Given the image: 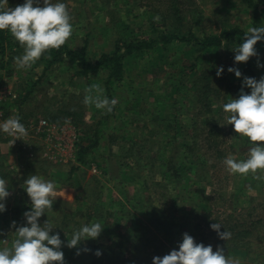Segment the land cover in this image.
Instances as JSON below:
<instances>
[{
  "label": "rangeland",
  "instance_id": "374dc122",
  "mask_svg": "<svg viewBox=\"0 0 264 264\" xmlns=\"http://www.w3.org/2000/svg\"><path fill=\"white\" fill-rule=\"evenodd\" d=\"M20 1L8 0V5L11 2L16 5ZM53 2L65 3L72 18L74 30L67 43L75 49L87 43L91 57L101 52H111L116 37L128 35L136 37L176 28L170 22L164 21L168 12L167 0H146V5L139 0H53ZM40 6H43L42 0H40ZM184 7L191 13V15L185 13L189 16L186 29H191L199 36L203 33H219L229 24L240 25L246 30L252 27L254 15L239 0H185ZM139 28L141 29L138 30ZM255 48L258 56L252 57L251 60L254 64L253 68L261 78L264 77V67H258V64L264 65V44H257ZM193 49L184 43H173L170 49L160 52L148 50L144 55L133 57V62L127 68L125 81L113 92V96L118 100L117 108L134 104L140 106L139 108L145 112L141 110L142 114L139 115L127 113L126 117L119 112L112 123L120 127L123 126L124 119L127 122L132 121L131 117L145 118L146 128L120 132L124 137L133 136L139 144L134 147L133 159L124 161L116 159L114 154L119 155L123 148L128 147L129 142L122 141L120 146L115 139L113 140L115 143L110 146L108 136L101 140L96 153H93L97 164L84 165L80 170L76 169L72 175H70L72 168L80 166L78 161L80 144H89L95 140L92 125L95 122L93 111L96 108L94 105H86L83 102L86 95L85 89L94 84L101 85L104 89L105 77H78L75 74L76 66L69 64L55 66L48 69L45 74L46 63H41L39 60L31 68L18 69L14 60L9 61L8 57L4 59L5 63H8L7 68L3 69L1 61L3 59L0 57V80L7 83L3 85L4 87L8 86L17 93L14 92L18 99L28 92L32 83L38 82L37 97L27 105H23L26 107L25 112H35L36 115L30 117L25 126L38 119H44L54 127L49 133L45 131L40 134L36 130L32 133L28 132L29 135L32 134L28 135V139L33 147L34 156L32 152L25 150L22 138L12 145L15 138L0 132L3 138L10 139L9 142H3L0 145V170L4 172V175H11L6 179L8 186L13 179L19 181L15 190H9L10 196L5 201L6 211L9 212L3 219L0 216V233H3L0 235V247H10L11 240L14 238L15 229L11 227L12 222L15 221L14 209L30 201L23 188L24 182L33 175L26 173L28 165L35 166L36 175L56 183L58 190H68L64 197L68 198L69 195L66 203L73 206L67 211L72 213V217L78 214L76 217L78 220L85 221L88 217L86 216L87 208H92L94 212L95 207H90L85 190L91 176L100 179L104 186L100 196L104 208H101L102 211L96 217L100 223L108 222V219L112 222V227H104L102 238L99 240L101 243L108 244L110 236L117 242L140 241L144 245L142 240L144 238L141 235L144 224H148L149 228L155 232L153 238L159 240L162 233L156 228L150 214L157 213V209L161 208L168 211L172 222L174 220L180 227L184 225L183 231L173 240L172 246L167 247L160 242L155 246L162 250L164 255L173 249L179 250L178 246L182 243L185 233L192 236L196 243L211 245L213 251H216L220 238L211 229L213 223H219L227 229L233 224L245 229L255 226L256 223L264 224V181L254 179L252 174L247 176L230 174L223 163L230 154L237 160L245 159L252 146L246 137H241L234 132L233 126L227 125L225 116L228 114L223 112V104L229 102L231 98H238L243 78L252 77L245 72V63H235L233 50L228 51L222 48L219 55H210L198 61L201 65L198 71L206 72L205 75L210 76L209 80H205L202 84L208 88L201 94L204 97H201L198 103V100L192 96L200 94L199 88H191L192 81L201 73L191 75L179 73L180 67L184 63H191L189 60L194 58ZM221 66L224 71L218 77L217 69ZM229 67L238 68L242 73L241 78H237L234 73H229ZM8 69L11 72L10 75H8ZM196 71L197 69L194 72ZM42 76H45V79L42 80ZM182 78L185 83H181L178 90L176 83L178 79L181 82ZM227 85L234 87L235 91L226 92ZM243 90L250 94V89ZM17 101L7 105V111H12V117L20 115ZM42 104L45 106L50 104L58 111L69 107L85 109L87 123L79 124L78 128L73 124L71 117L63 116L57 122H52L45 113H42L44 110ZM0 123H3L2 120ZM214 126L216 129L213 130V135L208 136ZM123 128L126 127L123 126ZM173 128L174 130H171ZM180 128L184 129V136L176 138L175 130ZM75 131L79 135V141L77 145L72 146L71 141ZM134 131L136 133H133ZM129 132L133 135H129ZM167 137L170 143H173L172 145L167 144ZM187 141L191 145L197 144V149L200 151L198 154L203 160L198 168L199 173H203L206 178L195 177L198 171L195 168L189 172L184 184L177 185L174 182L164 181L161 173L164 159L174 158L179 150L175 145ZM162 157L163 160H161ZM127 163L132 164L131 170L135 172L129 173L131 171L125 166ZM40 166H43L44 170L40 169ZM93 167L97 168V173L93 172ZM58 172L66 175H59ZM115 177L123 178L122 180L127 184L123 182L122 186H118ZM189 180H191L190 186L187 185ZM78 181L79 184H77ZM185 182L187 187H184ZM182 188L189 191L186 200L178 198V190ZM66 203L60 202L61 205ZM96 204L98 205L99 202ZM109 209L110 216L107 213ZM120 210L124 211L123 214ZM67 211L53 205L52 210L46 211L40 218V224L43 225L48 219L55 228L53 230H56L57 219H62ZM123 215L128 217L124 218ZM122 218L124 219L120 221L119 219ZM59 235L61 239V234ZM68 236L71 237V234ZM5 239H8V244L2 242ZM88 241H85L87 246L90 242ZM144 250L153 253V248L148 244H145ZM61 251L64 253L65 264H74L66 256V245L65 248H61ZM142 255L143 253L140 254ZM140 256L138 255L135 264L141 263ZM231 257L235 258V256Z\"/></svg>",
  "mask_w": 264,
  "mask_h": 264
},
{
  "label": "trees",
  "instance_id": "16d2710c",
  "mask_svg": "<svg viewBox=\"0 0 264 264\" xmlns=\"http://www.w3.org/2000/svg\"><path fill=\"white\" fill-rule=\"evenodd\" d=\"M111 1V0H108ZM242 5H245L250 11H252L253 23L252 27L264 26L263 22V15L264 9V0H239ZM142 4L146 5V0H139ZM167 9L168 12L164 17V21L170 22L171 25L175 26V29H170L169 31L159 32V33H151V34H142L141 36H119L116 37L114 40L113 49L111 52H101L99 55H94L93 57L89 56L87 43H85L81 48H73L67 42L63 45L60 49H52L46 52L42 57L39 59V62L46 63L45 74L48 72V69H52L55 66H62V65H72L76 66V76L81 78H90V77H105L104 82V94L109 98H115L113 96V92L118 89V86L123 84L127 76V68L133 62V57H139L140 55H144L147 53L148 50L152 52H160L166 49H170L173 47V43H184L192 48H194V58L189 60L191 63H184L182 67H180L179 73L185 75H191L192 73H201L199 77L193 80V87L191 89H198L199 95H193L192 97L201 101V97H204L203 92L205 93V89L207 86H202L205 80H209L210 76H206V72H199L198 69L201 66L198 61L204 60L207 56L213 55L217 56L220 54L222 48H226L228 51H231L233 48L238 46L239 44L243 43L244 34L246 33V29L241 27L240 25H232L229 24L228 26L223 27L219 33H203L202 36L197 35L191 29H186V21H188L189 16L186 14L191 15V13L186 11L184 7L185 0H167ZM25 1L21 0L18 4L12 3L8 5L10 8H15L17 5L24 4ZM124 3V2H123ZM186 13V14H185ZM129 29V27H127ZM139 28L138 30H140ZM257 44H264V40L259 41ZM256 44V45H257ZM171 45V46H170ZM24 48L17 42L11 35L8 30L0 31V57L3 63L2 68L6 69L7 64L5 63V58H10L9 61L12 59L14 60L15 57L20 56L23 54ZM249 59L246 62V70L245 72L249 74L252 78L259 80L260 78L257 75V72L253 68V62ZM197 69L196 72H194ZM8 75L11 74L10 70L8 69ZM41 79H45V76H42ZM179 79L176 83V88L179 90L180 84L184 82V79ZM175 81V80H174ZM186 81V80H185ZM2 85H6L7 83L0 80ZM185 83V82H184ZM101 86V85H100ZM226 92L235 91L234 87L226 86ZM39 91L38 82L32 83V86L28 88V92L20 97L17 101L20 110V122L25 126V124L31 119L30 117H35V112H25L26 107L23 105H27L31 100L37 97ZM83 96V95H82ZM127 100H125L126 102ZM51 103V102H50ZM32 104V103H31ZM30 104V105H31ZM43 105L44 110L42 113H45L52 122H57L60 118L63 117H71L73 119V124L79 128V124H86L87 113L86 110L76 109L74 107H69L68 109L62 108L55 110L52 105ZM117 106V105H116ZM115 106L111 113H107L105 110H98L96 109L93 111V119L95 120L94 124L92 125L94 130L95 140L90 142L89 144H80V149L78 151V161L80 163L79 167H73L70 175L76 172V169L80 170L82 166L89 165V164H97L95 159V155L93 153L97 150L99 144H101V140L104 138H110V146H112L115 142L113 140L116 139V142H119L121 146L122 141L129 142L128 147L126 146L125 149L119 152V155H116V159L121 161L129 160L130 158L133 159L134 157V147L137 144V140L133 138V136H126L121 135L123 131L130 130L128 126L130 123L136 122L133 117H131L132 121H123V126H115L113 125V121L117 118V109L121 111L120 114H142L141 108L138 105H131L129 107L119 106L118 108ZM117 108V109H116ZM46 111V112H45ZM143 111V110H142ZM144 112V111H143ZM97 120V122H96ZM129 123V124H128ZM209 122L207 121V124ZM171 126V125H169ZM147 124L144 125L143 128H146ZM216 129L214 126L212 130H210L208 136L213 135V130ZM92 130V131H93ZM171 130H174L171 129ZM109 134H107V132ZM121 132V133H120ZM184 129L180 128L179 130H175L176 138L183 135ZM133 133H136L135 131ZM179 133V134H178ZM129 135H133L129 132ZM127 138V139H126ZM168 142L167 144H171L169 138L167 137ZM185 139V137H184ZM10 139H5L0 134V145L1 143L9 142ZM173 144V143H172ZM171 144V145H172ZM194 145V146H193ZM193 145L187 142H180V144H176L175 147H178V151L174 158L172 159H164V164L161 169V173L163 175L164 181L174 182L175 184L183 183L185 179L188 178V174L191 170H198L195 174L197 178H206L204 177L203 173H199V166L202 165V157L198 154L197 144L194 143ZM130 147V148H129ZM129 148V150H126ZM38 153V152H36ZM96 153V152H95ZM122 155V156H121ZM38 156V155H37ZM177 157V158H176ZM26 158V157H25ZM37 160V158H35ZM163 160V157L161 158ZM38 162V161H37ZM36 162V163H37ZM35 163V164H36ZM39 163V162H38ZM125 164V163H124ZM187 164V165H186ZM27 166V165H26ZM127 170L135 172L132 169V164L127 163ZM159 167L161 165L159 164ZM26 173H32L36 175L35 166H27ZM40 169L44 170L43 166H40ZM50 171V169H49ZM48 172V171H47ZM208 173V172H207ZM57 174L65 176L66 174L62 172H58ZM68 176L70 179L71 176ZM10 174L4 175V172L0 170V178H10ZM123 179V178H122ZM121 177H115V181H117L118 186L123 185V180ZM19 181L13 179L10 181L8 186V190H15ZM102 182L98 177L91 176V179L88 180V185H86L85 194L90 202V207H95L94 212L92 208H87L88 216L85 221L78 220L77 215L76 217H72V213L68 212L67 210L71 208L72 204H60L58 201H54V207H58V209L66 210L67 212L64 214L62 219H57L56 230H53L51 234H61V239L65 245H67V240L70 239L68 235L76 229H79L83 224H88L92 222H98L97 215L99 216V212L102 211L101 208H104V203L100 200L101 192L104 190V186L101 184ZM79 184V181L77 182ZM124 184H127L124 182ZM163 184V183H161ZM191 180L187 181V185L190 186ZM186 182L185 186L187 187ZM178 198L186 200L189 195V191L185 188L178 190ZM112 199V198H111ZM99 202L97 205L96 203ZM111 202V201H110ZM31 207V201L25 204H22L14 209L16 211V215H14L15 222L17 226L25 225L26 221L23 217V213L29 211ZM122 211L123 214V210ZM9 211H5L0 213L1 218H4V215L7 214ZM80 211H78L79 213ZM98 213V214H97ZM108 215H111V210L107 211ZM168 211L166 209L161 208L157 209V213L150 214L152 220H154L156 224V228L162 233V236L158 240V238H153L155 232L149 228L148 224H144L141 230V235L144 239V245L138 241H127V242H117L115 239L109 236V243H101L99 240L102 238L103 232L100 236L95 240H89L88 246L85 245V241L82 242L79 249L73 248L69 249L66 246V256L71 259L74 264H135V260L143 253L141 257L140 264H152L153 258L152 256L156 257H163V251L157 249L155 246L159 244L165 245L167 247L172 246L173 240L177 238L178 234L183 231V226L181 227L173 220H170L168 215ZM123 217H128L123 215ZM119 219L120 221L123 220ZM118 220V222H119ZM40 223V221H39ZM112 222H104L103 227H112ZM222 231H228L231 233V238L229 240H221L218 243L219 247L223 248L225 254L228 256H235L236 259H239L240 264H264V224L260 222L259 224L256 223L255 226L249 227V229H245L240 225L233 224L229 226L227 229L226 226H221ZM148 231V232H147ZM148 234V236H147ZM137 243V245H136ZM145 244H148L153 248V253L144 250ZM65 245L62 246L65 248ZM217 246V247H218ZM90 249L88 252H84V248ZM94 249H92V248ZM147 247V246H146ZM116 248H118L116 250ZM96 249V250H95ZM80 251V255H76L77 251ZM99 250L102 255L97 257L95 252Z\"/></svg>",
  "mask_w": 264,
  "mask_h": 264
},
{
  "label": "clouds",
  "instance_id": "9594fccd",
  "mask_svg": "<svg viewBox=\"0 0 264 264\" xmlns=\"http://www.w3.org/2000/svg\"><path fill=\"white\" fill-rule=\"evenodd\" d=\"M25 0L22 5L15 8L8 6V0H0V31L8 30L12 37L23 46V54L14 58L18 69H28L37 62L42 55L52 49H60L73 34V25L67 5L53 0ZM264 40V26L249 27L244 34L243 43L233 48L236 64L246 63L252 57H257L255 45ZM258 67H264L259 65ZM223 67L217 69V76L223 73ZM229 73H234L241 78L242 73L238 68L229 67ZM244 88L250 89V94ZM84 103L94 105L98 110L111 113L118 100L109 99L104 94V89L94 84L85 89ZM223 112L227 125L233 126L234 132L241 137H246L251 143L245 159L237 160L231 154L223 163L230 174L247 176L252 174L256 180L264 181V77L259 80L250 77L243 78V84L238 98H231L223 104ZM0 131L16 140L28 136V131L20 122L18 116L9 117L0 123ZM24 190L31 201L29 211L23 213L25 225L17 226L13 221L11 227L15 229L14 238L10 247H0V264H65L64 253L61 251L64 242L60 235L51 234L55 229L47 219L43 225L40 218L46 211L52 210L53 203L59 193L58 185L51 180H45L39 175H30L24 182ZM10 196L8 181L0 178V213L6 211L5 201ZM221 240H229L231 233L221 232L219 223L211 224ZM104 227L100 222L83 224L72 232L67 240L69 249H79L82 242L97 239ZM3 235V233H0ZM8 244V239L2 241ZM179 250H171L163 257H153L152 264H240L239 260L228 256L221 247L213 251L211 245L196 243L189 234H183ZM84 252L90 251L88 248ZM80 251L76 255H80ZM97 257L102 253L97 250Z\"/></svg>",
  "mask_w": 264,
  "mask_h": 264
},
{
  "label": "built area",
  "instance_id": "2783aa9c",
  "mask_svg": "<svg viewBox=\"0 0 264 264\" xmlns=\"http://www.w3.org/2000/svg\"><path fill=\"white\" fill-rule=\"evenodd\" d=\"M14 92L15 91H13L12 88L8 86L4 87L3 85L0 84V120H2V122L7 120L9 117H12L13 115L11 110H10L11 113L7 111V105H10L11 102L18 100V96L16 95L17 93L15 92L16 93L15 94ZM25 128L28 132L32 133V131L36 130L38 133L42 134L45 131L49 133V131L53 130L54 127L49 125V123L46 120L38 119L26 125ZM31 135L32 134H30L29 136ZM29 136L22 138L24 141L22 144H23V147L26 148L25 150H27V152H32V155H33V147L30 145V142L28 139ZM78 141H79V135L76 132L74 134L73 141H71L72 146L77 145ZM93 172L97 173L98 172L97 168L93 167Z\"/></svg>",
  "mask_w": 264,
  "mask_h": 264
},
{
  "label": "crops",
  "instance_id": "0c3cea01",
  "mask_svg": "<svg viewBox=\"0 0 264 264\" xmlns=\"http://www.w3.org/2000/svg\"><path fill=\"white\" fill-rule=\"evenodd\" d=\"M125 106H123L122 108H124ZM117 112V114L119 113V112H121L120 110H116ZM145 112V111H144ZM126 117V116H125ZM126 120V119H125ZM124 120V121H125ZM134 121H136V122H133V123H128L129 124V126H128V129H136V130H139V129H143V127H144V125L146 124L145 123V118L144 117H141V119H136V120H134ZM126 122V121H125ZM1 132V131H0ZM57 191H58V193H59V197H57L56 198V200L55 201H59V202H61V203H66L68 200H69V195H68V198L67 197H64V194H67L68 192V190H66V189H61V190H58L57 189ZM62 200V201H61ZM112 202V201H111Z\"/></svg>",
  "mask_w": 264,
  "mask_h": 264
}]
</instances>
